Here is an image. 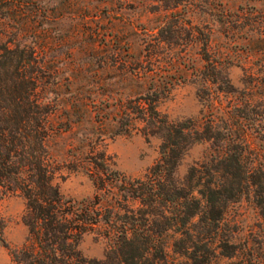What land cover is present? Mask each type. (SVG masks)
Wrapping results in <instances>:
<instances>
[{
	"label": "rangeland",
	"instance_id": "1",
	"mask_svg": "<svg viewBox=\"0 0 264 264\" xmlns=\"http://www.w3.org/2000/svg\"><path fill=\"white\" fill-rule=\"evenodd\" d=\"M259 11L264 2L256 0H0V47L24 48L36 59L35 97L49 109L45 142L60 192L73 199L93 195L89 157L101 154L129 177L143 176L156 162L158 137L146 138L137 129L116 133L119 109L128 99L158 89L157 108L170 121L207 116L197 95L204 65L201 40L173 25L174 19L209 33L208 52L233 87L264 100V41L253 29L254 18L247 26L241 17ZM213 93L215 105L235 100ZM248 140L251 157L264 168V139L252 133ZM211 153L209 141L193 143L175 177L181 180ZM25 211L20 194L0 192V264H20L11 249L27 238ZM225 220L233 230L231 242L259 238L262 218L248 201L228 208ZM109 247L95 231L85 232L78 243L87 258L103 259ZM232 260L219 256L213 264Z\"/></svg>",
	"mask_w": 264,
	"mask_h": 264
},
{
	"label": "trees",
	"instance_id": "2",
	"mask_svg": "<svg viewBox=\"0 0 264 264\" xmlns=\"http://www.w3.org/2000/svg\"><path fill=\"white\" fill-rule=\"evenodd\" d=\"M241 17L247 26L254 18L253 29L264 41V11L244 12ZM177 22L174 19L173 25L202 43L204 65L197 95L207 116L170 121L157 108L158 89L128 99L115 117L116 133L137 129L146 138L158 137L159 157L141 177L124 175L101 154L89 157L93 169L87 173L95 190L81 199L65 197L53 182L45 142L49 109L35 97L38 69L33 52L0 47V192L25 199L22 221L28 231L22 246L11 249L14 261L213 264L222 256L233 259L229 264H264V168L251 157L248 140L252 133L264 139V100L233 87L220 61L208 52L209 33ZM250 41L247 37V44ZM215 91L235 100L215 105ZM199 141L210 142L211 156L177 179L181 157ZM243 200L256 208L263 225L258 239L236 244L225 215ZM87 231L109 241L103 259L87 258L79 251V240Z\"/></svg>",
	"mask_w": 264,
	"mask_h": 264
}]
</instances>
